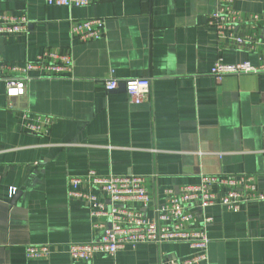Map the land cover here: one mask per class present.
<instances>
[{"label":"crops","instance_id":"obj_1","mask_svg":"<svg viewBox=\"0 0 264 264\" xmlns=\"http://www.w3.org/2000/svg\"><path fill=\"white\" fill-rule=\"evenodd\" d=\"M233 7L244 18L237 32L255 33L260 44L220 48L207 25L216 0H102L83 7L0 0V14L28 20L21 34H0L1 61L23 64L47 48L73 60L66 76L29 72L18 97L6 95L0 78V264H161L189 254L185 242H167L73 261L67 245L91 241L100 234L93 223H108L69 195L68 178L88 170L144 176L152 201L166 188L197 183L201 174H251L264 193V70L220 82L210 74L218 58L264 62V0H233ZM252 15L259 18L255 27ZM90 17L104 19L103 36L73 38L71 23ZM108 77H148L150 94L133 103L122 83L104 89ZM29 124L40 126L37 133ZM79 189L109 203L98 189ZM142 209L151 215L152 203ZM205 213L212 218L208 264H264V201ZM27 244H49L52 252L27 260Z\"/></svg>","mask_w":264,"mask_h":264},{"label":"built area","instance_id":"obj_2","mask_svg":"<svg viewBox=\"0 0 264 264\" xmlns=\"http://www.w3.org/2000/svg\"><path fill=\"white\" fill-rule=\"evenodd\" d=\"M102 0H45L48 5L65 7H83L91 2ZM258 16H249V22L255 27ZM243 14L233 7V0H216V8L209 15L207 25L216 35L218 46L242 45L255 46V33H238L236 26L243 22ZM28 20L25 14H0V34L17 35L26 31ZM105 32V21L101 17L74 20L70 25L73 38L87 41L99 39ZM264 45V35L261 37ZM219 48V49H220ZM73 68V60L67 52L47 48L33 60L23 64L3 62L0 59V78L9 98L24 95L26 82L31 79L27 74L38 71L44 75L66 76ZM264 70L253 66L249 61L225 63L218 58L210 68V74L220 82L229 74H247ZM122 83L125 92L133 103H140L150 94L148 77L128 78L120 82L108 77L103 86L106 91L116 89ZM45 132H48L52 120L43 118ZM28 128L37 133L40 126L29 124ZM1 178V175H0ZM69 195L87 203L91 218L105 217L107 224L93 223L100 234L89 242H71L67 253L73 261H89L95 255H114L125 246L154 244L158 248L167 242H185L189 254L184 257L166 258L161 264H208L207 226L212 218L205 213L211 206H222L237 212L249 202L264 201V193L259 191L251 174H201L195 184H185L178 191L172 188L163 190L160 200H153L144 187V176L97 174L88 170L82 175L70 176ZM86 184L104 193L109 203L100 200L91 191H81ZM16 193L10 188L9 198ZM152 203V213L147 215L142 208ZM52 252L49 244H27L25 258L33 260L46 258Z\"/></svg>","mask_w":264,"mask_h":264},{"label":"water","instance_id":"obj_3","mask_svg":"<svg viewBox=\"0 0 264 264\" xmlns=\"http://www.w3.org/2000/svg\"><path fill=\"white\" fill-rule=\"evenodd\" d=\"M15 198H13V201H14Z\"/></svg>","mask_w":264,"mask_h":264}]
</instances>
